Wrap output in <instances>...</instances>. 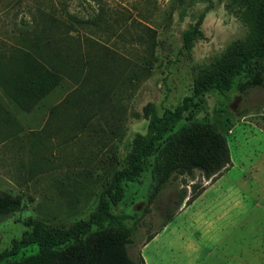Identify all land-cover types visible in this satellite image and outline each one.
<instances>
[{
	"label": "rangeland",
	"instance_id": "rangeland-1",
	"mask_svg": "<svg viewBox=\"0 0 264 264\" xmlns=\"http://www.w3.org/2000/svg\"><path fill=\"white\" fill-rule=\"evenodd\" d=\"M261 1L0 0V54L23 50L27 25L38 24L34 45L41 57H35L54 76L42 97L27 93L26 79L17 77L10 92L20 98L14 101L5 91L11 67L0 58V194L24 202L21 211L0 218V252L27 230L28 219L57 227L87 219L112 172L125 165L132 139L149 135L143 107L152 104L161 116L190 97L199 73L229 45L252 35ZM199 14L202 36L186 51L183 33ZM243 76L229 91L204 93L164 135L208 120L225 136L226 170L213 181L198 171L174 174L150 205L151 157L136 181L123 183V198L110 212L134 218L128 220L131 258L172 214L170 228L176 231L174 225L184 227L200 216L210 221L205 230L193 229L194 235L180 228L184 246L175 259L181 264H264V87L239 92ZM193 187L207 190L182 211ZM226 200L231 225L218 231L225 210L216 204ZM163 236L155 245H162ZM149 252L148 245V260ZM35 253L30 246L13 259Z\"/></svg>",
	"mask_w": 264,
	"mask_h": 264
},
{
	"label": "trees",
	"instance_id": "trees-1",
	"mask_svg": "<svg viewBox=\"0 0 264 264\" xmlns=\"http://www.w3.org/2000/svg\"><path fill=\"white\" fill-rule=\"evenodd\" d=\"M69 18L74 22L79 21L75 16ZM202 20L203 15L199 14L194 25L183 33V48L186 51H190L194 40L201 38ZM35 21L33 17L32 23ZM37 27L38 24L34 27L27 25L25 35L21 38L23 50H17L15 54L9 51L7 56L0 54V58L8 60L11 67L5 91L14 101L20 98L18 94L10 92L17 77L26 79L24 85L27 93L34 97H42L54 86L51 71L40 65L35 57H41L34 45L40 36ZM263 59L264 1H261L257 4L253 17L252 35L229 45L220 57L214 58V64L202 70L195 79L190 97L185 98L173 110H165L161 116L155 114L152 104L143 107V116L149 123L150 133L146 137L137 134L132 139L125 165L112 172L98 196L95 210L88 218L68 227L50 226L39 220L28 219L25 222L27 230L18 240L12 241L9 249L0 252V264H145L141 256L133 259L127 251L128 245L132 244L133 230L128 225V220L134 218L110 212L111 207L118 205L123 198V183L136 181L144 170L146 159L151 157L150 184L146 198V204L150 205L174 174L192 176L194 171H198L206 180L213 181L226 170L230 164V154L225 136L208 120L191 121L166 137L164 135L183 113L196 105L195 101H199L204 93L213 90L229 91L235 79L241 75H244L243 80L236 84L239 92L264 87ZM18 103L22 107V103ZM204 190L205 188H201L195 191L193 187L185 206L190 205ZM185 196L183 194L180 199V205ZM23 207L24 202L20 197L0 194V218L13 215ZM172 216L167 214L161 227ZM93 226L95 230H92ZM30 246L36 247L35 254L13 259L21 250Z\"/></svg>",
	"mask_w": 264,
	"mask_h": 264
},
{
	"label": "crops",
	"instance_id": "crops-1",
	"mask_svg": "<svg viewBox=\"0 0 264 264\" xmlns=\"http://www.w3.org/2000/svg\"><path fill=\"white\" fill-rule=\"evenodd\" d=\"M211 186V185H210ZM207 188L202 192V194H204V192H206ZM201 196V195H200ZM199 198V197H197ZM195 199L190 205L185 206V204H183L181 206L182 211L184 209H186L189 206H192L198 199ZM232 204V203H230ZM242 202H236L235 203V207L239 208L242 205ZM227 205H228V201H224L221 202L219 201L216 204V207L221 210H225L224 213H222L219 217L221 223H222V227L220 230L225 228L226 225H231V222H229V220L232 218L231 212L228 211L227 209ZM179 208V210L181 209ZM222 212V211H221ZM205 216H200L199 218L195 219V222L189 221L188 223H184V227H179L180 225L182 226L183 223H180L179 225H174L177 229L176 230H171L170 226L172 225V219L163 227H161V229L159 231H156L155 233H153L151 239L145 243H143L142 245H140L137 255L141 256L144 263L145 264H181L180 263V259L176 257V254L179 252L180 248H182V246H184L183 243V239L185 237V233H181L180 228H183L185 232H187L188 234H195L194 231H198V230H205V227H207L210 224V221H207L206 218H204ZM225 221V222H222ZM236 226L239 225V222L235 224ZM233 225V228L234 226ZM175 229V228H173ZM166 233V234H165ZM172 237V239H169L168 236ZM162 245H155V243H157L158 239L162 236ZM149 245V260L147 259V257H145L143 250H145ZM199 245V244H197ZM198 247V246H196ZM186 250V245H185V249L183 250L182 254H185ZM192 251L196 252V249H193ZM191 252H189L190 254ZM195 264V263H193Z\"/></svg>",
	"mask_w": 264,
	"mask_h": 264
}]
</instances>
